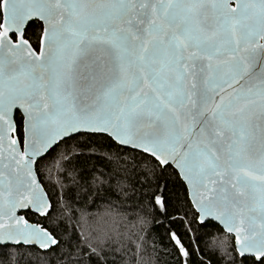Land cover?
Segmentation results:
<instances>
[{"label":"snow or ice","instance_id":"1","mask_svg":"<svg viewBox=\"0 0 264 264\" xmlns=\"http://www.w3.org/2000/svg\"><path fill=\"white\" fill-rule=\"evenodd\" d=\"M141 249L264 264V0H0V264Z\"/></svg>","mask_w":264,"mask_h":264},{"label":"trees","instance_id":"2","mask_svg":"<svg viewBox=\"0 0 264 264\" xmlns=\"http://www.w3.org/2000/svg\"><path fill=\"white\" fill-rule=\"evenodd\" d=\"M94 163V161H87L86 164H91ZM118 222L125 225V226H129L133 223H135L134 221L130 220L129 216L127 214H121L120 217L117 218ZM145 228L149 227V224L146 223L144 225ZM135 230V229H133ZM163 229H157L155 227L152 228V235L155 239L159 240L160 236H163ZM140 235H143V233H140ZM166 243V241H165ZM149 248L150 249H159L160 248V244H152L151 241H149ZM143 253V249L140 250ZM158 252L153 250V251H149L147 253H143L142 255H138L137 260H136V264H157V256H158ZM111 258V257H110ZM167 259L166 257H161L160 260V264H163V260ZM119 264H130L129 261V257L125 256L124 260L122 262H119Z\"/></svg>","mask_w":264,"mask_h":264}]
</instances>
